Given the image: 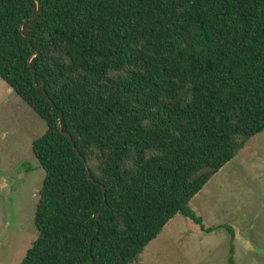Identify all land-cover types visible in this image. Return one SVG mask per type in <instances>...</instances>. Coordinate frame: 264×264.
I'll list each match as a JSON object with an SVG mask.
<instances>
[{
	"label": "trees",
	"instance_id": "1",
	"mask_svg": "<svg viewBox=\"0 0 264 264\" xmlns=\"http://www.w3.org/2000/svg\"><path fill=\"white\" fill-rule=\"evenodd\" d=\"M0 79L47 127L20 264H137L264 131V0H0Z\"/></svg>",
	"mask_w": 264,
	"mask_h": 264
},
{
	"label": "rangeland",
	"instance_id": "2",
	"mask_svg": "<svg viewBox=\"0 0 264 264\" xmlns=\"http://www.w3.org/2000/svg\"><path fill=\"white\" fill-rule=\"evenodd\" d=\"M46 124L0 79V264H20L37 238L44 171L32 143ZM204 233L177 215L137 264H264V131L250 139L189 202ZM234 232V240L226 228ZM234 247L231 255L230 248Z\"/></svg>",
	"mask_w": 264,
	"mask_h": 264
},
{
	"label": "water",
	"instance_id": "3",
	"mask_svg": "<svg viewBox=\"0 0 264 264\" xmlns=\"http://www.w3.org/2000/svg\"><path fill=\"white\" fill-rule=\"evenodd\" d=\"M21 29V28H20ZM88 171V170H87ZM88 177L92 181V178H90V172L88 171Z\"/></svg>",
	"mask_w": 264,
	"mask_h": 264
}]
</instances>
